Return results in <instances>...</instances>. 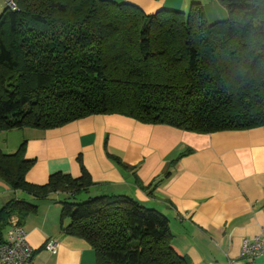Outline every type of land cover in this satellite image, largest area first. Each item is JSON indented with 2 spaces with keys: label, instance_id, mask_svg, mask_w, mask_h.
<instances>
[{
  "label": "trees",
  "instance_id": "obj_1",
  "mask_svg": "<svg viewBox=\"0 0 264 264\" xmlns=\"http://www.w3.org/2000/svg\"><path fill=\"white\" fill-rule=\"evenodd\" d=\"M127 1L11 0L0 15V132L96 115L197 134L264 127V0H218L228 18L212 24L200 6L146 14ZM25 151L26 142L14 154L0 151V178L14 191L41 201L94 186L80 158L79 178L28 183L35 161ZM60 203L62 235L85 241L96 264H190L158 210L123 195ZM36 208L8 202L1 240L12 218L22 226Z\"/></svg>",
  "mask_w": 264,
  "mask_h": 264
},
{
  "label": "crops",
  "instance_id": "obj_2",
  "mask_svg": "<svg viewBox=\"0 0 264 264\" xmlns=\"http://www.w3.org/2000/svg\"><path fill=\"white\" fill-rule=\"evenodd\" d=\"M127 2L146 14L200 6L211 24L228 15L218 0ZM7 7L0 0V15ZM23 142L25 158L35 161L28 183L44 185L55 173L79 178L80 158L94 183L85 197L123 195L158 210L169 220L173 248L190 264H264V256L244 260L242 254L243 240L264 228V127L197 134L120 115H96L53 130L0 132L4 154H14ZM114 157L129 169L118 166ZM51 197L37 201L0 178V212L12 200L37 207L22 223L34 250L31 264H96L85 241L62 235L61 201L59 195ZM50 240L58 242L55 254L45 248Z\"/></svg>",
  "mask_w": 264,
  "mask_h": 264
},
{
  "label": "built area",
  "instance_id": "obj_3",
  "mask_svg": "<svg viewBox=\"0 0 264 264\" xmlns=\"http://www.w3.org/2000/svg\"><path fill=\"white\" fill-rule=\"evenodd\" d=\"M8 7L13 8L11 0H6ZM45 248L52 254L58 250V242L50 240ZM34 250L28 242V235L18 221H13L5 238L0 241V264H31ZM242 254L257 258L264 256V228L253 238H246L242 242Z\"/></svg>",
  "mask_w": 264,
  "mask_h": 264
},
{
  "label": "rangeland",
  "instance_id": "obj_4",
  "mask_svg": "<svg viewBox=\"0 0 264 264\" xmlns=\"http://www.w3.org/2000/svg\"><path fill=\"white\" fill-rule=\"evenodd\" d=\"M228 18V15H227V17H226V19ZM221 22V21H220ZM56 196V195H55ZM69 198V200H71L72 202H77V203H82V202H85V201H87V197H85L84 196V192L82 193V192H80L79 194H77L76 196H72V195H70V194H68V195H63V194H61L60 196H59V200L60 201H63L64 199H66V198ZM51 198H53L54 200H56V197H51Z\"/></svg>",
  "mask_w": 264,
  "mask_h": 264
}]
</instances>
